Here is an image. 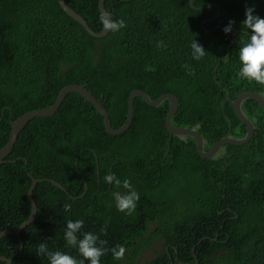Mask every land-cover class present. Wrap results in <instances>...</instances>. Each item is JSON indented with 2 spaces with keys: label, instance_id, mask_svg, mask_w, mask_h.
<instances>
[{
  "label": "trees",
  "instance_id": "1",
  "mask_svg": "<svg viewBox=\"0 0 264 264\" xmlns=\"http://www.w3.org/2000/svg\"><path fill=\"white\" fill-rule=\"evenodd\" d=\"M190 1L106 0L112 19L127 26L96 38L58 0H0V149L10 138L12 120L53 105L70 84L85 86L103 103L114 129L126 122L130 92L141 89L153 100L176 94L173 124L197 128L206 150L226 135L242 138L246 126L227 91L232 99L245 91L264 95V85L237 77L239 49L249 38L241 27L245 9L254 7L264 18V0H194L205 10ZM66 2L94 31H102L99 0ZM230 20L235 36L223 31ZM193 39L207 51L199 61L191 54ZM158 41L166 47L158 48ZM185 64L195 75L187 74ZM134 106L131 126L116 136L78 93H68L53 116L29 122L7 157L27 161L0 163V232L17 228L31 214L28 172L43 179L33 192L38 214L21 240L0 239V256L16 254L13 264H49V251L82 259L64 240L71 219L84 221L78 237L93 232L108 249H127L122 260L107 252L101 264H135L161 233L165 248L148 264H195L197 259L199 264H264V110L254 99L244 101L255 134L244 145H225L228 166L218 172L221 159L200 156L189 136L170 135L169 100L155 107L137 96ZM109 173L129 179L139 193L131 215L117 210L112 193L127 190L105 183ZM66 203L70 212L63 209ZM153 222L160 225L148 238ZM40 243L45 250L38 251Z\"/></svg>",
  "mask_w": 264,
  "mask_h": 264
},
{
  "label": "water",
  "instance_id": "2",
  "mask_svg": "<svg viewBox=\"0 0 264 264\" xmlns=\"http://www.w3.org/2000/svg\"><path fill=\"white\" fill-rule=\"evenodd\" d=\"M105 1L106 0H99V9H100L102 14L108 15L112 18V12L105 7ZM121 1H131V0H121ZM58 2L60 4V6L62 7V9L71 18H73L78 23H80L90 35H92L96 38H103L109 33V32H107V30H104V29H102V31H100V32L94 31L91 28V26L89 25L88 21L80 13H78L76 10H74L72 7H70L67 4L66 0H58ZM193 2H194V0H191L190 4L192 7L196 8V9L205 10L208 8V7H196L193 4ZM220 11H221V9L219 7L218 12H217L215 17H217L220 14ZM215 17H212L211 19H214ZM203 24L204 23H202V25ZM207 30L211 31L213 29H207ZM230 34L232 36H235V33H230ZM236 42H237V39H235L234 43H236ZM234 43H232V44H234ZM232 44H230L228 46V54L225 56L226 58L230 57V54H231L230 47ZM215 74H216V72H215ZM68 93H78L81 96H83L86 101L91 102L94 105V107L103 116L106 130L111 135H115V136L123 134L131 126V123H132L133 117H134V112H135V106H134L135 97L139 96V97L143 98L147 104H149L150 106H155V107L159 106L161 103H163V101L169 100L170 109H169V112H168L167 118H166V128L169 131L170 135L171 136H173V135H175V136H189V137L193 138L196 141V147H197V150H198L200 156H202L203 158H206V159H212L218 153V151L226 144H233V145L241 146V145L246 144L247 142H249L253 138V136L255 134V125H254L253 121L251 119H249L248 116H246V114L242 110V104L245 100L254 99L258 103V105L264 110V95L261 94L260 92L245 91V92L240 93L235 99H232L230 97V94H231L230 91H227V99L230 101L231 106L234 107L235 113L238 116V118L246 126V135L242 138H234V137H231L229 135H226L223 138H221L220 140H218L217 142H215L211 146L210 149L205 150V148H204V137L198 131L197 128L190 129L188 127H181V126H176L173 124L172 119H173V116H174V114L178 108V104H179V98L176 94L169 93V92L163 93L157 99L153 100L150 98L149 94L144 90H141V89L132 90L129 94L128 113H127L126 122L120 128L114 129L110 125V116H109L107 109L104 107L103 103L101 101H99L97 99V97L89 89H87L85 86H83L81 84H70V85H67L60 90V92L57 96V100L55 101V103L53 105L49 106L48 108H44V109L27 111L24 114L20 115L16 120L11 121L12 129H11L9 141L7 142V144L4 147H2L0 149V163L1 164H3V163H15L18 160H24L25 162L27 161L25 158H17V159L10 160V159H7V157L11 154L18 137L20 136V134L24 130V128L29 124V122L36 117L53 116L58 111V109L60 108L64 97ZM97 162H98V159H97ZM97 170L99 172V165L97 166ZM28 174L32 179V183H31V186L29 189V199H30L31 206H32L31 214L28 217V219L25 220L17 228H14L11 230L1 231L0 232V239L5 237V236L16 235L19 238V240H21V233L24 230V228H26L28 225H30L35 220V218L37 217L38 208H37L36 201L34 199L33 192L37 186V183L42 181L43 179L35 178L30 172H28ZM49 181L55 182L60 188L65 190L63 185L60 184L59 182H57L53 179H49ZM87 188H88V185L86 183V190H87ZM206 238L207 237L201 238L199 243L204 241ZM217 239H218V235L214 240H217ZM20 250H23V245H21ZM194 250H195V247L193 248V251ZM15 255L16 254H13L11 257L0 256V261L6 262L7 264H13V258L15 257ZM194 256H195V258H197L196 255H194ZM178 264H185V263L179 262ZM187 264H190V263H187ZM195 264H199L198 259H197V262Z\"/></svg>",
  "mask_w": 264,
  "mask_h": 264
},
{
  "label": "clouds",
  "instance_id": "3",
  "mask_svg": "<svg viewBox=\"0 0 264 264\" xmlns=\"http://www.w3.org/2000/svg\"><path fill=\"white\" fill-rule=\"evenodd\" d=\"M100 21L103 29L107 30V32L115 33L127 26L123 19H112L105 14H101ZM234 24L235 21H229L227 26L223 28L225 34L233 30ZM241 27L248 30L249 38L243 42L239 49L240 68L237 72V77L241 80L264 85V18L254 14V7H246L245 18L241 22ZM156 46L158 48L166 47L163 41H158ZM190 48L193 59L197 61L207 55V51L196 39L192 40ZM183 67L188 75H195L194 70L189 65L185 64ZM103 180L105 183L114 184L117 188L122 187L127 190L126 192L115 191L112 193L117 210L124 212L126 215H131L135 212L137 201L140 197L131 181L129 179L121 181L115 173L106 174ZM63 209L65 212H70L71 205L66 203L63 205ZM83 224V220H75L73 222V220L69 219L64 232L66 246L75 249L82 259H77L75 256L62 251H49V264H85V261H88L89 264H101V257L109 251L115 260L124 258L127 249L123 245H116L108 249L106 247L107 241L100 239V236L93 232H84L82 233V238L78 237L77 233H80ZM101 232H106V227L102 228ZM46 247V244L40 243L37 249L38 251H43Z\"/></svg>",
  "mask_w": 264,
  "mask_h": 264
},
{
  "label": "flooded vegetation",
  "instance_id": "4",
  "mask_svg": "<svg viewBox=\"0 0 264 264\" xmlns=\"http://www.w3.org/2000/svg\"><path fill=\"white\" fill-rule=\"evenodd\" d=\"M242 107H243V104H242ZM242 110H243V108H242ZM245 113V112H244ZM246 114V113H245ZM247 115V114H246ZM246 135V134H245ZM244 135V136H245ZM243 136V137H244ZM231 137H233V136H231ZM235 138V137H234ZM204 148H205V145H204ZM211 148V147H210ZM209 148V149H210ZM206 150V149H205ZM208 150V149H207ZM230 157V154H228L227 152H226V150H225V145L218 151V153L212 158V159H221L220 160V162L218 163V165H217V170H218V172H221L222 170H223V168L224 167H226V166H228V161H227V158H229ZM157 169H158V166L156 165V166H152L151 168H150V170L151 171H153V172H155V171H157ZM220 180L222 179V177L221 176H219L218 177ZM218 180V179H217ZM218 183H222L221 181H219L218 180ZM138 186L140 187V184H138ZM225 196V195H224ZM229 210H231V208H229ZM153 223H155V222H153ZM156 229L157 228H155L154 229V231L153 232H155L156 231ZM218 235V234H217ZM158 237V236H157ZM157 237H156V239H157ZM217 237V236H216ZM156 239L153 241V243L151 244V246L150 247H147V249H151V254H153V253H156V249L154 248V245H155V242H156ZM151 254H148L146 257H143V259H141V256L138 258V260H137V262L135 263V264H144V263H146V262H148L149 260V257H150V255ZM124 264V263H123Z\"/></svg>",
  "mask_w": 264,
  "mask_h": 264
},
{
  "label": "rangeland",
  "instance_id": "5",
  "mask_svg": "<svg viewBox=\"0 0 264 264\" xmlns=\"http://www.w3.org/2000/svg\"><path fill=\"white\" fill-rule=\"evenodd\" d=\"M159 225H160L159 222L151 223V225L149 227L148 235H147L148 238H150L152 236V234L154 233L153 232L154 229L158 228ZM165 245H166L165 237H164V234L161 233L160 235H158L156 242H155V245H154V248L157 250L156 253L151 254V249H145L143 252L144 253L143 257H146L148 254H151L148 260L149 261L152 260L154 257H156L159 253H161L164 250ZM148 262H146L144 264H148Z\"/></svg>",
  "mask_w": 264,
  "mask_h": 264
}]
</instances>
